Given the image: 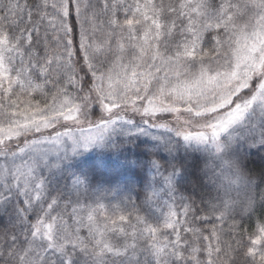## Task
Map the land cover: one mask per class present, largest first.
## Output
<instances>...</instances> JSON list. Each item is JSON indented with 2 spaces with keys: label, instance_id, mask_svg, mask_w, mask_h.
Instances as JSON below:
<instances>
[{
  "label": "snow or ice",
  "instance_id": "6c2138e0",
  "mask_svg": "<svg viewBox=\"0 0 264 264\" xmlns=\"http://www.w3.org/2000/svg\"><path fill=\"white\" fill-rule=\"evenodd\" d=\"M141 138L139 202L76 168ZM0 264H264V0H0Z\"/></svg>",
  "mask_w": 264,
  "mask_h": 264
},
{
  "label": "trees",
  "instance_id": "16d2710c",
  "mask_svg": "<svg viewBox=\"0 0 264 264\" xmlns=\"http://www.w3.org/2000/svg\"><path fill=\"white\" fill-rule=\"evenodd\" d=\"M139 120V117H136ZM150 143H145L144 140L140 139L135 141L132 144H124L117 148H113L110 151V160L114 162V166H112V162H108V164L104 167H108V171L112 174H117L120 169L126 170L128 175L130 176V183L134 185L135 191L132 194V198L139 202L140 199L143 198V189L145 185L148 183L149 179L156 175L159 180V176L156 174V170L149 166V148ZM250 156V155H249ZM161 164L164 163V157H157ZM99 159H107L106 157L99 156ZM93 162H97V156L94 155ZM199 163L200 172L192 173L191 166L194 163ZM181 165L189 168V176L188 180L182 183H187V191L186 195H192L194 197H199L201 191L203 190L200 185L204 183V177L202 174L203 163L201 158L197 156L195 153H187V155L182 159ZM246 166L254 171H258L255 166L246 160ZM103 167V163H97V168ZM103 167V169H104ZM105 170V169H104ZM200 176V184L195 183V177Z\"/></svg>",
  "mask_w": 264,
  "mask_h": 264
},
{
  "label": "rangeland",
  "instance_id": "374dc122",
  "mask_svg": "<svg viewBox=\"0 0 264 264\" xmlns=\"http://www.w3.org/2000/svg\"><path fill=\"white\" fill-rule=\"evenodd\" d=\"M142 140H144L143 138H141ZM150 144L152 143L151 141H148ZM245 151H247L249 153V155L251 154V152H255L257 151V149H245ZM187 153H195L197 156H199L201 158V161L203 163V168H204V163H205V157L204 154L201 151L195 150L194 147L190 148V147H182L179 148L177 150L176 153H174V157H169L167 153L161 151L158 154V157H164V163H163V167L161 168V171H164L166 168L168 170H170V165L169 163H174V164H179L181 165L182 159L187 155ZM94 155L97 156V162L94 163L93 162V158ZM99 156H103L106 157L107 159H99ZM82 162L79 163L78 165H76V168L80 171V172H85V173H90L97 168V163L101 164L103 163V167L106 166L108 164V162H112V166H114V162L112 160H110V151H105L103 153H89L87 156L82 157L81 158ZM246 163V161H245ZM75 167V165H74ZM102 167V168H103ZM105 169V174L106 175H110L111 179L113 180L114 183L118 182L120 185H127V184H131L130 183V176L128 175V173L126 172V170H122V168H119V172L117 174H112L108 171V167H104ZM160 179V178H159ZM159 187H163L162 183L159 185Z\"/></svg>",
  "mask_w": 264,
  "mask_h": 264
}]
</instances>
